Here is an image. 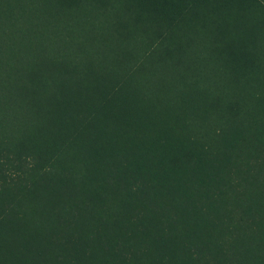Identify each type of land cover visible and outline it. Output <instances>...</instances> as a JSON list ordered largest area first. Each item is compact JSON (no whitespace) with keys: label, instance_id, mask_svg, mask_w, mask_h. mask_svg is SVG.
I'll use <instances>...</instances> for the list:
<instances>
[{"label":"trees","instance_id":"trees-1","mask_svg":"<svg viewBox=\"0 0 264 264\" xmlns=\"http://www.w3.org/2000/svg\"><path fill=\"white\" fill-rule=\"evenodd\" d=\"M53 250L264 264V0H0V264Z\"/></svg>","mask_w":264,"mask_h":264},{"label":"rangeland","instance_id":"rangeland-1","mask_svg":"<svg viewBox=\"0 0 264 264\" xmlns=\"http://www.w3.org/2000/svg\"><path fill=\"white\" fill-rule=\"evenodd\" d=\"M60 249L63 252H65V251L68 252V250H69L68 247H65L64 249L62 247L61 248H58V250H60ZM50 254L53 255V257H56L57 258V261L56 262H53L52 264H76V263H74V259H73L74 256H73V253H71V252H70V254L68 256H66V259L67 260H64L63 262H61L62 261V259H61L62 258L61 257L62 254H61V252H57V250H53L52 252H50ZM125 255L128 256V254H125ZM76 258H78V255H77ZM134 263H138V262L134 261Z\"/></svg>","mask_w":264,"mask_h":264}]
</instances>
